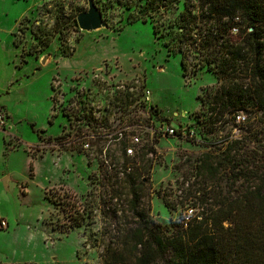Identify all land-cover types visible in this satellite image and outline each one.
<instances>
[{
    "label": "rangeland",
    "instance_id": "rangeland-1",
    "mask_svg": "<svg viewBox=\"0 0 264 264\" xmlns=\"http://www.w3.org/2000/svg\"><path fill=\"white\" fill-rule=\"evenodd\" d=\"M92 1L107 27L84 31L75 16L87 0H0V219L6 223L0 264H101L106 249L124 247L136 211L145 209L169 233L187 206L203 213L235 195L246 180L237 169L264 159L259 111L241 107L243 123L234 122L235 111L211 123L208 111L196 110L206 88L230 80L216 81L213 69L206 70L191 38L202 24L182 31L183 0ZM40 40H47L41 50ZM118 83L138 93L146 88L157 121L166 117L193 131L191 138L160 135L147 152L123 157L130 170L121 179L79 146L80 136L92 133L85 125L89 112L111 129L106 132L114 116L122 126L131 114L141 118L129 90L114 88ZM109 145L107 157L115 162L120 146ZM72 207L82 213L78 225Z\"/></svg>",
    "mask_w": 264,
    "mask_h": 264
},
{
    "label": "trees",
    "instance_id": "trees-1",
    "mask_svg": "<svg viewBox=\"0 0 264 264\" xmlns=\"http://www.w3.org/2000/svg\"><path fill=\"white\" fill-rule=\"evenodd\" d=\"M182 3V31L190 23L188 30L197 23L202 24L195 27L191 38L204 53L206 70L213 69L211 74L216 81L221 77L230 80L226 86L206 88L203 92L208 97L204 101L198 99L196 110L203 107L202 114L208 111L207 118L212 123L225 113L249 107L260 112L263 122L264 0H183ZM233 27L235 32L231 30ZM46 46L47 40H40L39 50ZM180 67L184 76L182 58ZM131 100L134 102L136 98ZM133 106L135 111L140 107L137 102ZM151 113L158 114L156 106H152ZM191 114L192 122L197 123L196 111ZM120 121L117 116L112 118L113 129ZM85 122L91 129L89 132L111 130L98 122L93 111L86 115ZM149 148L142 147V150L147 152ZM258 148L263 154L264 149ZM260 161L261 166L244 161L245 165L237 169L246 180L235 195L222 196L213 208L197 213L185 225L181 217L169 233L168 226L147 217L145 209L136 211V225L124 232V247L106 249L101 264H156L158 261L162 264H264L263 157ZM249 179L256 182L251 183ZM130 201L135 202L134 206L138 204L134 192ZM71 209L70 218L76 225L80 224L82 213L74 207Z\"/></svg>",
    "mask_w": 264,
    "mask_h": 264
},
{
    "label": "built area",
    "instance_id": "built-area-1",
    "mask_svg": "<svg viewBox=\"0 0 264 264\" xmlns=\"http://www.w3.org/2000/svg\"><path fill=\"white\" fill-rule=\"evenodd\" d=\"M232 32H235V28L233 27ZM117 91H125L129 90L132 98H136L134 102H137L139 107V112L142 114L140 119H146L149 123L140 124L137 117L133 118V115H129L128 119H132V121L128 125H121V121L119 124L110 132H106L100 135L97 132H92L87 134L86 136H80L79 146L84 153L89 157H95L99 160L103 167H105V172L111 173L114 170L115 173L119 174L121 179L124 174L128 173L130 168L125 165L123 162V157L125 158H133L135 155L142 149V147L152 146L153 139L161 136H174L177 133L180 137H193V131L187 125L179 126H171L167 120H159L155 119V115L151 113L153 104H146L145 98L149 91L146 88H143L140 93L136 91V88L131 84L130 86L125 85V83H118L114 87ZM140 94L141 98L137 99V95ZM233 120L236 123H243L245 120V115L239 111H235L233 114ZM134 121V122H133ZM164 124L166 126L164 127ZM142 131V133H141ZM144 134L150 136L149 142L144 140L142 137ZM101 137H107L105 142H101L100 145H97V139ZM112 142V145H118L121 149V157L115 160V162H110L111 159L108 156L109 152V143ZM147 146V147H148ZM117 171V172H116ZM196 214L192 207L187 206L182 215V223L186 224L192 217ZM5 221L0 219V228L5 226Z\"/></svg>",
    "mask_w": 264,
    "mask_h": 264
},
{
    "label": "water",
    "instance_id": "water-1",
    "mask_svg": "<svg viewBox=\"0 0 264 264\" xmlns=\"http://www.w3.org/2000/svg\"><path fill=\"white\" fill-rule=\"evenodd\" d=\"M75 20L79 30L91 31L100 27H107V24L102 21L101 14L92 0H87L86 9L79 12Z\"/></svg>",
    "mask_w": 264,
    "mask_h": 264
},
{
    "label": "crops",
    "instance_id": "crops-1",
    "mask_svg": "<svg viewBox=\"0 0 264 264\" xmlns=\"http://www.w3.org/2000/svg\"><path fill=\"white\" fill-rule=\"evenodd\" d=\"M153 105H155V104H153ZM156 106V105H155Z\"/></svg>",
    "mask_w": 264,
    "mask_h": 264
}]
</instances>
